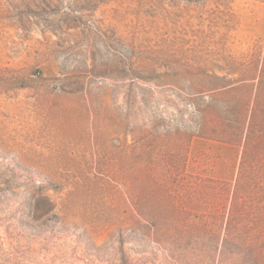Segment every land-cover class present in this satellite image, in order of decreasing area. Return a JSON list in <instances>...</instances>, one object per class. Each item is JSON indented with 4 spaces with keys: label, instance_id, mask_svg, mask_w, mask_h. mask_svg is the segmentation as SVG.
Instances as JSON below:
<instances>
[{
    "label": "rangeland",
    "instance_id": "1",
    "mask_svg": "<svg viewBox=\"0 0 264 264\" xmlns=\"http://www.w3.org/2000/svg\"><path fill=\"white\" fill-rule=\"evenodd\" d=\"M263 53L264 0H0V264H264V165L203 200L240 148L172 93Z\"/></svg>",
    "mask_w": 264,
    "mask_h": 264
},
{
    "label": "trees",
    "instance_id": "2",
    "mask_svg": "<svg viewBox=\"0 0 264 264\" xmlns=\"http://www.w3.org/2000/svg\"><path fill=\"white\" fill-rule=\"evenodd\" d=\"M260 67H247V78L228 83L225 78L216 75H205L199 80L201 89L183 92L178 90L172 92L177 98L186 102L188 108H192V118H198V131L203 138H214L222 143H227L240 148V159L237 176L231 190L225 185L211 184L207 193L197 192L203 200H257L259 192L252 197L256 174L263 170L264 165V53L262 54ZM216 83L215 86L211 85ZM165 85V84H164ZM162 88V87H160ZM229 115L232 119L229 120ZM170 125L167 126V128ZM172 128L166 129L170 134ZM144 131V130H142ZM178 144H185V127L176 128L172 133ZM166 138H173L164 135ZM169 159L170 156L165 157ZM182 164V155H174L170 160L169 177L165 183L172 178L173 170ZM167 184V183H166ZM212 187V188H211ZM253 191V192H252ZM166 195L172 193L168 188L161 190ZM157 194L159 200H163V194ZM195 191L186 197V200H196ZM179 199L182 197L179 196Z\"/></svg>",
    "mask_w": 264,
    "mask_h": 264
}]
</instances>
